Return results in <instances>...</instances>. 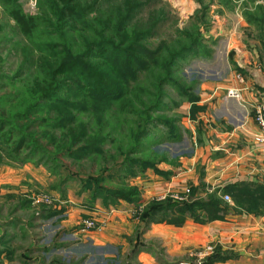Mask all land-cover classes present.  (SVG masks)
I'll list each match as a JSON object with an SVG mask.
<instances>
[{"label":"rangeland","instance_id":"374dc122","mask_svg":"<svg viewBox=\"0 0 264 264\" xmlns=\"http://www.w3.org/2000/svg\"><path fill=\"white\" fill-rule=\"evenodd\" d=\"M128 1L136 4L137 12L128 24L127 31L117 34L119 37H115L116 41L132 40L138 33L157 25L150 41L142 40V45L155 51L167 43L172 49L183 41L182 32L189 31L196 35L198 33L194 31H199L204 38V51L175 68L171 79L175 80L176 86L190 88V92L199 97L208 93L209 87L220 89L224 92L221 99H228L235 111L242 104L253 118L252 102L240 103L229 99L227 92L236 89L241 78L253 87H264V0H80L83 4L95 7L86 16L90 20L112 14V22L106 30L108 35L115 33L118 26V23L115 24V12L124 10ZM16 6L18 8L7 6L0 0V118L10 121L22 118L12 115L19 114V109L23 108H19V104L26 89L42 83L44 75L48 82L46 75L50 69L45 67L39 70V65L44 60H49L52 65L54 59L46 53L48 49L40 51L39 47L48 48L55 43L60 45L57 51L63 56L69 51L72 55L78 53L84 45L82 37L73 30L64 35L53 31V20L46 0H19ZM17 9L30 28H25L16 18ZM156 58L153 59L154 67L141 70L138 80L132 81L129 86V98L135 108L129 104L119 106L118 103L105 109L97 104L89 108L73 104L77 103L73 97H64L66 107L63 109L67 119L71 118L70 114H74L79 122L86 125V135L101 134L107 138L102 147L103 154L80 159L66 156L69 149L80 146L79 142L72 144L74 134L71 132L76 128L69 126L65 130H58L51 127L48 120L57 117V111L47 108L35 110L30 117L35 123L29 128L23 127V131L37 133L33 139L55 156L43 158V154L37 152L32 157L35 161L23 163L11 159L9 146L0 140V264H119L129 261L132 247L141 245H146L160 264L166 262L161 257L164 254L161 242L147 241L145 237L148 227L155 223H148L141 217L153 201H164L166 198L175 201L170 196L175 193L146 198L143 189L136 184L146 169L143 170L137 164L132 166L129 161L150 159L156 166L161 163L162 157L178 160L177 157L196 150L194 137L196 135L197 142L203 128L198 127L189 115L191 102L188 96L174 86L166 85L163 88L166 93L165 107L153 117L163 115L164 119L175 121L180 139L172 138L167 126L155 122L148 128L149 139H142L144 146L137 145V149H133L135 135L139 132L137 126L145 119L141 112H133L136 106L137 109L141 107L142 101L147 102V97L141 98L140 93L145 87L155 91L152 80L163 77L160 76L163 74V60ZM159 70L162 73H158ZM41 118H48L45 121L48 128L40 125ZM237 120L240 119L237 117ZM18 123L23 126L26 120H18ZM29 155L31 151L25 149L20 157L23 160ZM89 179H96L95 182L100 186L112 190L135 187L140 190V196L133 203L121 200L117 205L107 206L103 197L93 201L92 192L85 188ZM215 191L213 189L210 193ZM185 195L190 197L191 192ZM224 196L220 195V198L224 200ZM228 196L231 201L224 202L232 204L233 199ZM70 200L82 201L88 212H94L93 209L99 206L103 213L95 212V216L84 214L80 217L78 227L68 230L64 226V219L67 206L71 205ZM124 203L134 206L133 218L143 224L132 234H126V228L118 215L115 220L109 219V208L116 213L124 212L123 208H119ZM54 211L64 213L50 217ZM87 221L95 223L96 228L86 229L83 225ZM82 230L84 232L79 234ZM95 232H102L105 236L115 235L116 240H119L101 243L84 237ZM110 246L120 248V255L111 251L113 249ZM207 247H213V253L199 256L205 253ZM218 247L209 244L192 249L182 262L204 264ZM131 261L138 263L139 255Z\"/></svg>","mask_w":264,"mask_h":264},{"label":"trees","instance_id":"16d2710c","mask_svg":"<svg viewBox=\"0 0 264 264\" xmlns=\"http://www.w3.org/2000/svg\"><path fill=\"white\" fill-rule=\"evenodd\" d=\"M19 0H2V3L11 6L13 8H18L16 5ZM255 2V0H250ZM48 5L49 14L52 21V29L57 34H67L69 31L73 30L83 39L84 45L83 49L78 53L72 55L69 52L64 53L63 56L59 54L57 48L60 45L55 43L50 44L48 48L39 47L40 51L48 49L46 53L51 58L53 57V64H49V60H44L43 63L39 65L40 69L43 70L45 67L50 69V73L46 75L48 82L45 81V75L43 76V82L36 84L32 88H28L25 94L21 97V102L19 104V114H13L12 116H21L18 120H26V124L20 126L18 120L10 121L0 118V140H4L8 148V154L11 159L19 160L24 162L35 161L33 156L36 153L43 154V158L51 155L44 146H40L34 139L37 133L30 134L23 131V127H30L35 123L31 119V115L35 110H45L44 108L57 111V117L49 119L48 122L53 128L58 130H65L69 126H73L76 129L71 132L74 134L73 143L79 142V149H69L66 156L72 158H83L93 155L103 154V146L107 142V138L99 135L88 134L86 135L87 127L86 125L79 122L74 114H70L71 118L67 119V114L64 109L66 103L64 102V97H73L75 99L73 104L83 105L86 107H91L93 105H99L101 109L113 106L116 103L118 105H127L134 107L132 99L129 97V86L132 81L136 82L138 80V75L141 70H149V68L154 67L153 59H162L163 74L160 75L162 80H152V87H145L140 93V97H147V102L142 101L141 107L134 109L133 112L140 113L141 116L145 117L142 119V124L138 125L137 128L139 132L136 136V144L134 150L137 149V145L144 146L142 144V139L147 138L149 135V126L153 123H160L169 128L170 136L174 139H180L178 135V129L174 125L175 121H168L163 118V115H156L163 111L165 107L164 97L166 93L164 87L166 85L174 86L183 95L188 96L187 98L192 103L191 108V118L194 119V113L202 110L197 103L199 102V96L190 92V88L176 86L175 80L172 78V73L175 68H178L181 63L187 61L191 57L197 56L202 51H204L202 37L199 31L198 34L193 35V32L184 31L181 33L183 41L179 43L178 47H172L170 49L169 44H162L161 47L155 51L148 50L142 45V40L150 41V38L155 34V28L157 25L152 26L140 33H138L132 40L120 39L116 41L115 37L118 38L122 31H127L128 24L134 18L136 14L137 6L136 4L130 3L128 1L125 9H119L115 12L116 22L118 26L116 27V32L108 35L106 30H108L110 23L112 22V14L103 17H95L93 20L88 19L86 16L95 7L89 4H83L80 0H46ZM97 4V1H96ZM260 8V7H259ZM113 16V17H114ZM16 18L20 20L25 28H30L28 21L22 18L18 9ZM119 34V35H117ZM153 61V64L149 66V63ZM241 71V69L239 68ZM160 70L158 73H162ZM70 105V104H69ZM71 106V105H70ZM144 109L141 111V109ZM24 110V111H23ZM48 119V118H47ZM45 118H41L40 125L42 127L45 125ZM44 120V121H43ZM12 122V123H11ZM43 122V124H42ZM150 136V135H149ZM30 137L32 140H29ZM29 149L31 155L28 157H20L21 152ZM191 154H184L181 156H189ZM162 161L168 160L166 157H162ZM177 157L176 159H178ZM161 161V162H162ZM18 162V161H17ZM130 165H139L143 170L148 168L156 169L154 163L150 162V159L138 160L130 159ZM159 172V171H158ZM160 173V172H159ZM135 175V173H133ZM96 179H89L86 182V190L93 194V201L103 197L105 205L109 206L117 205V202L121 200L128 203H133L136 201L135 198L140 196V190L135 187H128L120 190L107 189L100 186ZM98 181V180H97ZM99 182V181H98ZM88 188V189H87ZM193 189L190 200L187 202H176L169 198L164 201H153L150 206L144 210L141 218H143L148 223L155 224H168L174 226H182L188 218L195 220L197 223H207L213 220H219L223 218V214L226 213L228 204L220 198V195H226L229 189H224L222 191L216 190L214 193H208L206 199H192L194 197ZM233 192L235 198L238 201L243 199L249 201L251 206H257V203L264 199V189L249 190L244 186L235 185L233 187ZM261 198V199H260ZM242 200V201H243ZM241 201V202H242ZM240 202V203H241ZM111 206V205H110ZM64 211H54L51 213L50 217L60 216ZM59 218L58 220H61ZM131 245V243H130ZM113 250L120 255V248L115 246H110ZM148 251L146 245H141L140 247H132L130 253L129 261L120 262L119 264H140L139 262H132L141 252ZM227 256H223L220 253V249L210 256L204 264H215L227 260ZM118 261V260H117ZM65 264V263H59ZM162 264H166L165 262Z\"/></svg>","mask_w":264,"mask_h":264},{"label":"crops","instance_id":"0c3cea01","mask_svg":"<svg viewBox=\"0 0 264 264\" xmlns=\"http://www.w3.org/2000/svg\"><path fill=\"white\" fill-rule=\"evenodd\" d=\"M236 84L241 90L243 102H256L264 98L262 89L253 87L241 78ZM263 90V91H262ZM224 92L209 87L203 93L197 106L202 108L194 113L192 120L202 126L196 142V150L189 156H180L178 160L158 163V171L147 169L139 183L146 198H155L168 193L187 194L195 189L192 199H206L211 190L229 189L226 195L233 199L223 218L201 224L188 218L182 226L152 224L148 227L147 241L161 242L166 264H184L183 257L192 249L209 244L219 245L220 253L228 259L215 264H264V199L251 206L249 201L239 199L233 192L235 185L249 190L264 189V155L254 138L259 128L254 119L247 114L242 104L236 111L230 101L221 99ZM191 117L192 103H189ZM234 116H237L235 118ZM191 121V119L189 118ZM234 121L232 124L231 122ZM261 199V198H260ZM243 200V201H242ZM242 201V202H241ZM241 202V203H240ZM64 226L68 230L78 227L82 215L103 213L96 206L94 212L81 202L69 201ZM70 206V207H69ZM124 212L109 208V219L118 215L126 234H132L138 226H143L133 218L134 206L128 203L119 205ZM83 230L79 232L81 234ZM84 235V234H83ZM95 242L118 241L115 235L105 236L102 232L86 234ZM184 261V260H183ZM140 264H160L149 251L139 254ZM6 264V263H4ZM162 264V263H161Z\"/></svg>","mask_w":264,"mask_h":264},{"label":"built area","instance_id":"2783aa9c","mask_svg":"<svg viewBox=\"0 0 264 264\" xmlns=\"http://www.w3.org/2000/svg\"><path fill=\"white\" fill-rule=\"evenodd\" d=\"M227 98L234 99L240 103L243 102L241 90H239L237 88L236 89L235 88L229 89L227 92ZM250 107L252 110L251 113L253 114L254 121L256 122V124L258 125V128H259V132L255 136L254 142L258 147L261 148L262 153L264 155V98L259 100V101H256V102H252ZM170 196L176 202H187L190 200L189 196H186V195L183 196L182 194L175 193V194H172ZM224 200H226L227 202L231 201V199L228 195L224 196ZM83 226L89 230L96 228L95 223H93L91 221L85 222ZM213 251H214L213 247H207L205 250V253H202L199 256L202 257L206 254H209V253L211 254V253H213Z\"/></svg>","mask_w":264,"mask_h":264}]
</instances>
